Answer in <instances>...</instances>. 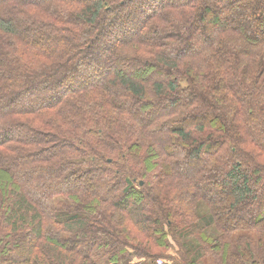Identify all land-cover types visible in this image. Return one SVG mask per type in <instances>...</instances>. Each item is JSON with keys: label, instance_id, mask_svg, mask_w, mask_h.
Segmentation results:
<instances>
[{"label": "trees", "instance_id": "16d2710c", "mask_svg": "<svg viewBox=\"0 0 264 264\" xmlns=\"http://www.w3.org/2000/svg\"><path fill=\"white\" fill-rule=\"evenodd\" d=\"M205 255L264 264V0H0V264Z\"/></svg>", "mask_w": 264, "mask_h": 264}, {"label": "rangeland", "instance_id": "374dc122", "mask_svg": "<svg viewBox=\"0 0 264 264\" xmlns=\"http://www.w3.org/2000/svg\"><path fill=\"white\" fill-rule=\"evenodd\" d=\"M225 13V12H224ZM96 53V52H95ZM94 53V54H95ZM97 54V53H96ZM91 59H93V57H91ZM95 59V58H94ZM54 84V82H52L50 84V87H52ZM33 94V93H32ZM206 188V186H204V189ZM204 208L203 205L200 207L199 211H200V214L202 216H204L203 214L206 213V210L205 209H202ZM196 223H198V221H196ZM190 229V228H199L198 225L196 224H193L192 226H188L186 228H182V229ZM192 230V229H190ZM182 232V231H181ZM179 236V235H178ZM179 239H180V236H179ZM178 239V237H176L175 234L172 235V237L169 238V242L172 244V249H169L165 255L167 256H170V257H173L174 256V253L176 254V252L180 251V246H181V242L180 240ZM182 240V243H187V247H188V250H189V255L192 254V252H194L197 248L195 247V240L194 239H190V240H187V242L184 240V238H181ZM202 243V242H201ZM197 245V244H196ZM160 261V263H159ZM166 263V262H165ZM199 263L200 264H212V258H210L209 256L205 255L202 260H199ZM107 264V263H106ZM124 264H144L143 261H139L137 260L135 257H130V258H126L124 259ZM156 264H164V260H162L161 258H159L157 261H156Z\"/></svg>", "mask_w": 264, "mask_h": 264}, {"label": "built area", "instance_id": "2783aa9c", "mask_svg": "<svg viewBox=\"0 0 264 264\" xmlns=\"http://www.w3.org/2000/svg\"><path fill=\"white\" fill-rule=\"evenodd\" d=\"M159 263H160V261H159Z\"/></svg>", "mask_w": 264, "mask_h": 264}]
</instances>
